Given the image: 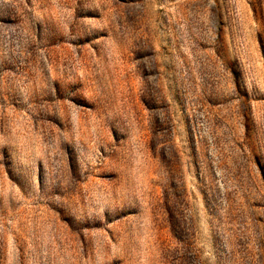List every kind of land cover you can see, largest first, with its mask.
Listing matches in <instances>:
<instances>
[{"label":"rangeland","instance_id":"obj_1","mask_svg":"<svg viewBox=\"0 0 264 264\" xmlns=\"http://www.w3.org/2000/svg\"><path fill=\"white\" fill-rule=\"evenodd\" d=\"M0 264H264V0H0Z\"/></svg>","mask_w":264,"mask_h":264}]
</instances>
